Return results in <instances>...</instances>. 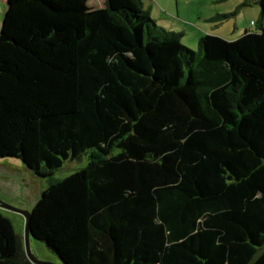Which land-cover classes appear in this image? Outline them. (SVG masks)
Wrapping results in <instances>:
<instances>
[{
  "label": "trees",
  "instance_id": "1",
  "mask_svg": "<svg viewBox=\"0 0 264 264\" xmlns=\"http://www.w3.org/2000/svg\"><path fill=\"white\" fill-rule=\"evenodd\" d=\"M3 3L0 158L49 177L91 151L32 237L60 264H264V0L196 50L141 0ZM0 264H38L1 212Z\"/></svg>",
  "mask_w": 264,
  "mask_h": 264
},
{
  "label": "rangeland",
  "instance_id": "2",
  "mask_svg": "<svg viewBox=\"0 0 264 264\" xmlns=\"http://www.w3.org/2000/svg\"><path fill=\"white\" fill-rule=\"evenodd\" d=\"M4 1V0H3ZM0 0V19L4 3ZM156 24L166 30L181 33V41L196 50L200 36L213 34L227 40L237 38L243 30L258 23L260 9L257 0H141ZM94 7H101L103 0H89ZM91 151L65 161L49 177H40L29 170L19 159L0 158V201L23 210H31L41 192L50 182L61 179L86 165ZM13 225L21 248H24V217L22 214L0 207ZM30 253L38 260L60 264L58 256L45 243L29 238Z\"/></svg>",
  "mask_w": 264,
  "mask_h": 264
},
{
  "label": "water",
  "instance_id": "3",
  "mask_svg": "<svg viewBox=\"0 0 264 264\" xmlns=\"http://www.w3.org/2000/svg\"><path fill=\"white\" fill-rule=\"evenodd\" d=\"M0 207L18 212L20 214L23 215L24 217V234H23V240H24V250L26 251V254L28 255L29 259H31V261L38 263V264H50L48 262L45 261H41L36 259L29 250V238L32 237V234L30 232L29 229V222H30V210H23V209H19V208H15L11 205H8L6 203H3L2 201H0Z\"/></svg>",
  "mask_w": 264,
  "mask_h": 264
},
{
  "label": "crops",
  "instance_id": "4",
  "mask_svg": "<svg viewBox=\"0 0 264 264\" xmlns=\"http://www.w3.org/2000/svg\"><path fill=\"white\" fill-rule=\"evenodd\" d=\"M251 22H252V20H251ZM254 22H255V21H254ZM263 25H264V22H263ZM257 26H258V23L256 22L254 26H249L248 28L246 27V28L243 30V32H244L245 30H256V29H257ZM243 32H242V33H243ZM242 33H241V34H242Z\"/></svg>",
  "mask_w": 264,
  "mask_h": 264
}]
</instances>
